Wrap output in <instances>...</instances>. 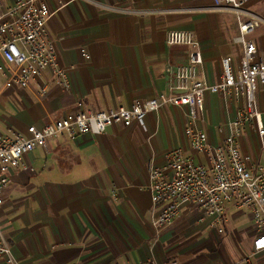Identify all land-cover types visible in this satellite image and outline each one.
<instances>
[{"label":"crops","instance_id":"crops-1","mask_svg":"<svg viewBox=\"0 0 264 264\" xmlns=\"http://www.w3.org/2000/svg\"><path fill=\"white\" fill-rule=\"evenodd\" d=\"M15 0H2L5 6ZM49 38L58 65L69 79L67 88L45 80L42 97L27 90L0 93V132L24 133L75 111H107L135 101L167 95L168 68L187 63L188 49L165 43L168 30L191 31L203 59L197 76L216 84L224 57L240 58L238 20L213 0H45ZM243 21L254 20L251 32L264 51V0H249ZM84 49L88 59L81 56ZM257 110L264 112V85L257 88ZM239 101L205 95V109L192 119L185 106H164L141 125L109 126L102 134L56 139L23 157L26 170L11 173L0 205V228L17 264H245L254 229L249 214L228 206L227 223L218 234L209 219L199 222L195 207L183 206L173 226L156 237L148 167H164L166 153L182 150L195 162L203 154L189 146L188 131L204 132L214 148L229 133ZM261 139L247 131L239 148L264 168ZM227 235V236H226ZM212 236V237H211ZM230 248L205 254L220 241ZM222 237V238H223ZM212 242H208L211 241ZM244 241L242 247L237 241ZM246 255V256H244ZM264 252L249 264H263ZM0 264H7L0 257Z\"/></svg>","mask_w":264,"mask_h":264},{"label":"built area","instance_id":"built-area-1","mask_svg":"<svg viewBox=\"0 0 264 264\" xmlns=\"http://www.w3.org/2000/svg\"><path fill=\"white\" fill-rule=\"evenodd\" d=\"M248 1L213 0L215 9L235 14L239 32L236 45L240 48L237 71L233 58L224 57L218 83L210 84L197 76L203 59L194 33L168 30L166 45L186 47L188 60L186 64L167 69V95L135 101L130 108L118 106L107 111L67 112L40 128L28 126L24 133L0 132V205L11 173L27 169L23 157L45 148L51 141L71 140L84 134L100 135L116 123L125 128L141 125L146 115L164 106H185L189 116L195 119L204 113L205 95L214 94L239 101L235 117L229 124V133L221 145L213 148L204 132H187L190 148L205 156V164L195 162L182 150H173L166 153L164 167H148V188L154 210L151 227L155 236H160L173 226L182 207L187 205L195 207L199 222L209 219V227L221 234L228 221L226 210L230 206L237 211H246L254 229L251 254L242 261L249 264L253 255L264 252V168L244 156L238 144L248 130L254 132L262 141L260 148L264 158V112H258L256 102L257 88L264 85V51L259 53L250 37L257 22L242 20L245 14L242 7ZM49 17L45 0H15L9 6L0 0V93L7 89H22L42 97L49 85L44 78L47 72L55 85L68 87V74L58 65L56 48L48 35ZM80 54L89 58L84 49ZM0 257L7 264H17L1 228ZM137 264L158 263L146 260Z\"/></svg>","mask_w":264,"mask_h":264},{"label":"rangeland","instance_id":"rangeland-1","mask_svg":"<svg viewBox=\"0 0 264 264\" xmlns=\"http://www.w3.org/2000/svg\"><path fill=\"white\" fill-rule=\"evenodd\" d=\"M227 236V235H226ZM212 237V236H211ZM220 237V241L218 242V243H215L214 244V246H215V249L214 248H211V246H209V247H205L206 249H204V251H205V254H209V255H211V257H215L214 256V253H216V251L218 252L219 250H221V248L225 245L224 244V237L223 236H219ZM223 237V238H222ZM213 241V239H211V241H208V242H212ZM214 242V241H213ZM238 243H240V244H238V246H236L235 244L233 245V249H238L239 247H242L241 245H243L244 244V241H237ZM238 247V248H237ZM224 249H227V251L229 252L231 249L230 248H227V247H223V250ZM244 256H246V255H244ZM234 262L235 261H232L231 260V262L229 263V264H234Z\"/></svg>","mask_w":264,"mask_h":264}]
</instances>
